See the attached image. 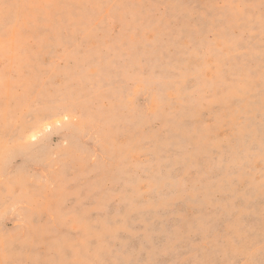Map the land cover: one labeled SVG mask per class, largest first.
<instances>
[{"label": "rangeland", "instance_id": "374dc122", "mask_svg": "<svg viewBox=\"0 0 264 264\" xmlns=\"http://www.w3.org/2000/svg\"><path fill=\"white\" fill-rule=\"evenodd\" d=\"M0 264H264V0H0Z\"/></svg>", "mask_w": 264, "mask_h": 264}]
</instances>
